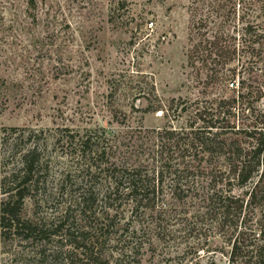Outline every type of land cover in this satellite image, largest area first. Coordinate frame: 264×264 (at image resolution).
<instances>
[{"label": "rangeland", "instance_id": "obj_1", "mask_svg": "<svg viewBox=\"0 0 264 264\" xmlns=\"http://www.w3.org/2000/svg\"><path fill=\"white\" fill-rule=\"evenodd\" d=\"M261 41L264 0H0V139L12 125L97 128L117 162H150L158 128L195 129L199 112L236 95L241 78L256 74L262 95L236 102L231 121L264 113V59L240 70L253 58L244 50ZM161 187L152 214L118 213L127 229L102 244L109 264H227L229 246L196 210L199 198L177 194L169 179ZM60 201L36 211L59 217ZM24 209L32 213L28 200ZM39 244L69 245L59 235ZM18 249L0 237V264H36Z\"/></svg>", "mask_w": 264, "mask_h": 264}, {"label": "trees", "instance_id": "obj_2", "mask_svg": "<svg viewBox=\"0 0 264 264\" xmlns=\"http://www.w3.org/2000/svg\"><path fill=\"white\" fill-rule=\"evenodd\" d=\"M248 48L244 51L253 58L241 71L257 68L264 59L262 41ZM257 77L239 79L236 95L219 99L214 111L199 112L203 121L195 129L172 124L158 128L151 161L141 164L111 158L109 138L97 128H4L0 237L16 238L22 244L16 255L32 256L36 264H109L102 244L117 241L127 229L117 226L118 213L126 208L130 220L152 214L162 199V183L169 179L177 194H183L187 184L186 192L201 201L196 210L214 219L229 246L227 264H264V113L258 117L248 109L246 122L231 121L237 115L236 102L249 94L255 99L262 95V88L252 82ZM158 107L163 109L160 104L152 109ZM57 197L60 216H40L36 209ZM27 200L31 214L24 209ZM131 232L136 233L134 225ZM55 235L69 245L39 244ZM28 244L33 254H25Z\"/></svg>", "mask_w": 264, "mask_h": 264}]
</instances>
